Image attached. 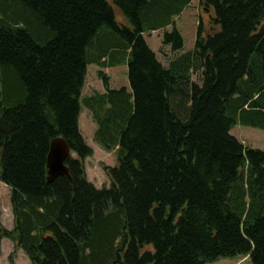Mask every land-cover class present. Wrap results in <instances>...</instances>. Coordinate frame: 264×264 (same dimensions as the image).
<instances>
[{"label":"trees","instance_id":"trees-1","mask_svg":"<svg viewBox=\"0 0 264 264\" xmlns=\"http://www.w3.org/2000/svg\"><path fill=\"white\" fill-rule=\"evenodd\" d=\"M192 1L0 0V182L13 216L0 257L8 239L30 264H264V151L230 135L264 129V0H198L208 26L182 52L175 22ZM160 31L166 66L145 40ZM119 52L130 92L99 70L105 91L83 97L87 67ZM83 108L94 143L117 153L102 165L109 188L87 178ZM56 138L75 157L49 182Z\"/></svg>","mask_w":264,"mask_h":264},{"label":"rangeland","instance_id":"rangeland-1","mask_svg":"<svg viewBox=\"0 0 264 264\" xmlns=\"http://www.w3.org/2000/svg\"><path fill=\"white\" fill-rule=\"evenodd\" d=\"M113 6L112 0H107ZM200 19H202L205 27L208 26V18L198 8V0H193L189 8H187L181 16L176 20L175 27L180 33L184 46L182 52H189L194 49L196 41L197 27ZM115 21L124 26L131 27L124 16L115 10ZM171 29L169 28L168 31ZM162 31L153 32L145 37L146 43L151 51L156 55L158 61L166 66L168 61L174 57L170 51V47L162 45ZM112 36L116 42H121L124 45V40L113 31L105 30L101 37ZM111 38V37H110ZM115 65H106L100 68L96 65H89L87 67V74L85 85L83 89V97L92 96L96 91L94 89H104L102 81L99 79L97 72L100 70L105 73L111 80V85L116 88H129L127 80V55L124 53H117L113 57ZM199 75L195 74L192 80L199 84ZM130 92V91H128ZM80 132L85 143L94 150V155L84 161L86 173H88L89 182L98 190L110 187V180L104 174L102 165L115 168L118 165L117 153L106 152L100 148L93 141V134L95 132V124L93 123L89 112L83 108L79 118ZM230 135L240 141L245 147L250 149H257L264 151V129L245 126L238 124L235 126ZM75 157V155H72ZM11 191L5 184L0 182V221L1 225L7 229L13 228V216L10 203ZM2 255L0 257V264H10L9 257L13 255V264H30L29 260L21 250H15L13 243L8 239H3L1 243ZM207 264H251L249 257L236 258H221L217 261Z\"/></svg>","mask_w":264,"mask_h":264},{"label":"water","instance_id":"water-1","mask_svg":"<svg viewBox=\"0 0 264 264\" xmlns=\"http://www.w3.org/2000/svg\"><path fill=\"white\" fill-rule=\"evenodd\" d=\"M71 150L63 138H56L51 141L47 156V180L54 181L58 177H69L66 160Z\"/></svg>","mask_w":264,"mask_h":264},{"label":"crops","instance_id":"crops-1","mask_svg":"<svg viewBox=\"0 0 264 264\" xmlns=\"http://www.w3.org/2000/svg\"><path fill=\"white\" fill-rule=\"evenodd\" d=\"M169 29V28H168ZM168 29H166L167 31H168ZM109 88L111 89V90H119L120 88H116V87H113L112 85H111V80H110V78H109ZM123 88H125L127 91H129V88H127V87H123ZM96 92H98V93H103L105 90L104 89H94ZM79 129H80V124H79ZM93 155H94V150H93ZM87 174V177H88V173H86Z\"/></svg>","mask_w":264,"mask_h":264}]
</instances>
